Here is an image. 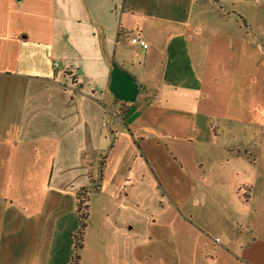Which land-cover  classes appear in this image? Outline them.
I'll return each instance as SVG.
<instances>
[{"label":"crops","instance_id":"crops-1","mask_svg":"<svg viewBox=\"0 0 264 264\" xmlns=\"http://www.w3.org/2000/svg\"><path fill=\"white\" fill-rule=\"evenodd\" d=\"M222 4L0 0V264L72 263L82 194L89 264H264V148L212 123L264 56Z\"/></svg>","mask_w":264,"mask_h":264},{"label":"rangeland","instance_id":"rangeland-1","mask_svg":"<svg viewBox=\"0 0 264 264\" xmlns=\"http://www.w3.org/2000/svg\"><path fill=\"white\" fill-rule=\"evenodd\" d=\"M225 15L231 16V24L234 28L238 26L239 23H242L245 26V22L242 19V16H245L249 21L253 22L254 28L251 29L253 35V40L255 44H258L262 49V55L264 56V0H225V4H222ZM239 22V23H238ZM252 37V36H251ZM229 53V52H228ZM230 53L227 58H225L224 64H233V61H236L237 54L231 56ZM257 64H256V96L255 99H252L251 110H253L254 120L251 119H230L228 118V111L230 109L232 101L230 97L232 94V89L234 90L235 85L231 82L223 81L220 85L221 89L219 91V100L218 103H215V111L218 112L219 118L212 119L214 123V130L219 134V140L222 143L233 144V145H247L250 147L255 146L257 149L264 148V63L260 60V55L257 53ZM242 85V82H241ZM234 86V88H233ZM212 103V102H211ZM241 106L243 104L241 103ZM252 106L255 107L252 108ZM244 108V106L242 107ZM222 116V117H221ZM88 225V220H86ZM81 228V224L79 226ZM78 227V228H79ZM97 235L95 227L89 229L85 226L83 230V244L86 243L88 248L89 244L94 245L95 249V237ZM166 249V248H165ZM162 246L158 245H146L144 250L146 253L150 254L146 260L150 261L152 253H158L164 251V254L168 255V249L165 250ZM89 250V249H88ZM76 253V249H75ZM80 258L82 257L83 250L80 248L78 250ZM75 256V254H74ZM79 258L77 264H89L87 260H81ZM132 264H136L131 262ZM172 263V262H171ZM74 262V259L72 263ZM91 264H104L100 262H92ZM153 264V260H152ZM166 264H169L168 262Z\"/></svg>","mask_w":264,"mask_h":264},{"label":"trees","instance_id":"trees-1","mask_svg":"<svg viewBox=\"0 0 264 264\" xmlns=\"http://www.w3.org/2000/svg\"><path fill=\"white\" fill-rule=\"evenodd\" d=\"M79 212H80V220H81V228L78 231V233L75 235V249L76 253L74 256V262L77 264L78 260L80 258V255L78 253V250L83 247V230L86 226V218L88 215V204H87V198L82 194L81 196V203L79 206Z\"/></svg>","mask_w":264,"mask_h":264},{"label":"built area","instance_id":"built-area-1","mask_svg":"<svg viewBox=\"0 0 264 264\" xmlns=\"http://www.w3.org/2000/svg\"><path fill=\"white\" fill-rule=\"evenodd\" d=\"M132 42H133V43H137V44H142V46H143L144 48L148 47V43H147V42H144V41L140 38V36H135V37H133V38H132ZM55 66H58V63H55Z\"/></svg>","mask_w":264,"mask_h":264}]
</instances>
